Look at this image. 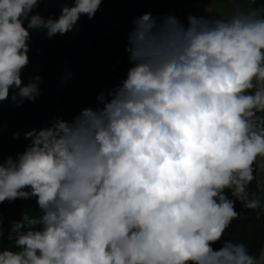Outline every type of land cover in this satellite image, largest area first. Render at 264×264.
<instances>
[{"label":"clouds","instance_id":"9594fccd","mask_svg":"<svg viewBox=\"0 0 264 264\" xmlns=\"http://www.w3.org/2000/svg\"><path fill=\"white\" fill-rule=\"evenodd\" d=\"M101 3H65L55 18L33 14L39 0H0V101L41 95L42 77L22 79L30 30L65 34ZM187 19L135 18L126 77L0 162V203L39 209L13 222L0 264H264L242 244L212 247L239 216L226 189L261 206L248 186L264 157V0Z\"/></svg>","mask_w":264,"mask_h":264},{"label":"trees","instance_id":"16d2710c","mask_svg":"<svg viewBox=\"0 0 264 264\" xmlns=\"http://www.w3.org/2000/svg\"><path fill=\"white\" fill-rule=\"evenodd\" d=\"M198 1L201 0H102L93 18L81 15L76 26L65 34L49 37L46 29L30 30V62L23 69L22 79L28 83L36 76L42 77L41 95L35 101L26 100L22 106L12 103L11 96L0 101V162L25 150L30 142L25 133L48 127L57 118L73 119L84 107L96 104L102 89H110L126 77L131 67L126 46L135 18L146 12L159 17L174 15L187 26L188 21L179 13V8ZM242 1L252 9L260 3V0ZM74 2L39 0L33 14L58 18L62 5ZM259 162L258 158L253 165L258 168ZM256 171L248 191L250 198L261 199V206L247 208L226 189L229 198L236 200L239 216L233 219L221 239L212 244L213 249L218 250L226 241H231L242 244L250 255L259 258L264 247V199ZM26 213H39L35 198L0 203V250L15 248L11 228L13 222L21 220Z\"/></svg>","mask_w":264,"mask_h":264},{"label":"rangeland","instance_id":"374dc122","mask_svg":"<svg viewBox=\"0 0 264 264\" xmlns=\"http://www.w3.org/2000/svg\"><path fill=\"white\" fill-rule=\"evenodd\" d=\"M211 9V11H209ZM252 8L242 0H201L179 8V13L188 21V16H204L230 19L235 14L247 13Z\"/></svg>","mask_w":264,"mask_h":264},{"label":"water","instance_id":"95a60500","mask_svg":"<svg viewBox=\"0 0 264 264\" xmlns=\"http://www.w3.org/2000/svg\"><path fill=\"white\" fill-rule=\"evenodd\" d=\"M259 161L260 162H259L258 171L256 173V179L258 182V186H259L262 198L264 199V157H260ZM262 256H264V247L258 259H260Z\"/></svg>","mask_w":264,"mask_h":264},{"label":"built area","instance_id":"2783aa9c","mask_svg":"<svg viewBox=\"0 0 264 264\" xmlns=\"http://www.w3.org/2000/svg\"><path fill=\"white\" fill-rule=\"evenodd\" d=\"M255 170H257L258 171V168H257V166L256 165H253V171H255ZM256 171V172H257ZM226 238H227V236H225Z\"/></svg>","mask_w":264,"mask_h":264}]
</instances>
